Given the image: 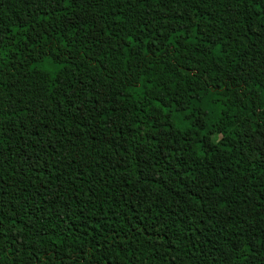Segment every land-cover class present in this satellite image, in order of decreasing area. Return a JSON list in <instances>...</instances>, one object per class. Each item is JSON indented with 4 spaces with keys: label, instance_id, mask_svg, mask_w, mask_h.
Masks as SVG:
<instances>
[{
    "label": "trees",
    "instance_id": "1",
    "mask_svg": "<svg viewBox=\"0 0 264 264\" xmlns=\"http://www.w3.org/2000/svg\"><path fill=\"white\" fill-rule=\"evenodd\" d=\"M0 264H264V0H0Z\"/></svg>",
    "mask_w": 264,
    "mask_h": 264
},
{
    "label": "rangeland",
    "instance_id": "2",
    "mask_svg": "<svg viewBox=\"0 0 264 264\" xmlns=\"http://www.w3.org/2000/svg\"><path fill=\"white\" fill-rule=\"evenodd\" d=\"M217 138H218V136H217V135H215V136H214V139L216 140Z\"/></svg>",
    "mask_w": 264,
    "mask_h": 264
}]
</instances>
